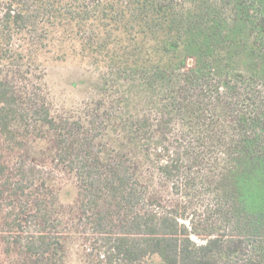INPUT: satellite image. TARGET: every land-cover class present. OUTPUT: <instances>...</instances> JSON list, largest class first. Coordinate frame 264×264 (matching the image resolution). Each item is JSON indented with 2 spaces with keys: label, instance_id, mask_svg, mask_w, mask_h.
Listing matches in <instances>:
<instances>
[{
  "label": "trees",
  "instance_id": "trees-1",
  "mask_svg": "<svg viewBox=\"0 0 264 264\" xmlns=\"http://www.w3.org/2000/svg\"><path fill=\"white\" fill-rule=\"evenodd\" d=\"M0 264H264V0H0Z\"/></svg>",
  "mask_w": 264,
  "mask_h": 264
},
{
  "label": "rangeland",
  "instance_id": "rangeland-1",
  "mask_svg": "<svg viewBox=\"0 0 264 264\" xmlns=\"http://www.w3.org/2000/svg\"><path fill=\"white\" fill-rule=\"evenodd\" d=\"M92 69L89 65L80 63L78 61H67L64 63H56L49 70L48 76V87L51 89L50 93L53 92V102L58 104L62 100H70L73 98L75 101L81 97H79V93L77 91L73 92V88L68 85V79L76 76L81 77L83 73L89 74ZM88 75L86 76V78ZM81 87V85L79 86ZM69 91H65L66 89ZM77 93V94H76ZM51 97V99H52ZM78 97V98H77ZM59 101V102H58ZM73 196V188L71 185H67L63 189V198L65 200L71 199Z\"/></svg>",
  "mask_w": 264,
  "mask_h": 264
}]
</instances>
